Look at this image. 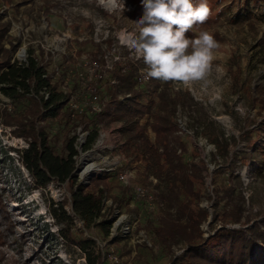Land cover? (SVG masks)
Returning <instances> with one entry per match:
<instances>
[{
  "label": "rangeland",
  "instance_id": "374dc122",
  "mask_svg": "<svg viewBox=\"0 0 264 264\" xmlns=\"http://www.w3.org/2000/svg\"><path fill=\"white\" fill-rule=\"evenodd\" d=\"M211 1L215 2H207L213 19L210 18L211 25L194 27L188 37L207 31L218 42L211 62L212 84L207 89L202 87V82L188 87L154 79L151 84L169 95L170 91L182 92L180 97L187 103L176 106L172 123L179 131H190L183 134L178 131L187 146V159L203 162V179L195 182V188L201 191L198 204L209 212L200 224L204 238L215 234L223 225L240 228L228 216L237 202L242 203L244 215L251 216L250 225L258 222L264 212V166L256 171L258 161H244L241 154L249 150L248 142L242 138L243 132L264 131V0ZM142 15L141 0H0V20L11 22L8 35L1 43L11 49L7 57L10 62L21 64L37 58L53 79L64 74L66 82L60 90L73 93L77 103H85L86 87L98 85L108 105L112 95L107 82L98 78L90 80V73H95L90 70L92 62L102 65L101 71H106L107 62L114 66L133 63L139 69L138 76L146 74L143 60L137 59L119 40L122 31L137 30L135 22ZM97 48H100L99 59L92 57ZM5 56L0 54V63L5 61ZM217 68L222 72L218 73ZM24 107L17 106L4 94L0 84V264H90V260L97 264H169L173 257L187 250L186 243L175 244L172 249L158 243L147 226L149 211L156 208L151 209V205L136 199L133 187L130 188L134 199L122 206L115 198L117 192L109 194L101 186L96 194L101 206L93 224L73 212L74 189L88 186L94 178L108 175L123 186L117 172H108L123 155L118 149L123 140L121 123L108 121L103 116L100 122L94 116L76 120L69 128L72 129L70 137H77L75 147L79 150L74 156L72 179L63 184L53 180L41 187L36 186L32 172L21 159L30 138L14 133L18 128L16 123L6 125L7 113L20 116ZM31 118L26 117L25 122L29 123ZM59 119L35 120L34 124L37 130L50 129L51 136L59 133L62 137L68 128ZM139 119L154 140L152 114H144ZM88 129H98V136L91 148L84 149L89 139ZM257 134L258 131L253 132L254 138ZM52 139L56 154H61V138L56 144ZM199 139H206L211 148L200 144ZM262 164L260 160L259 165ZM121 165L123 169H136L139 164L125 157ZM135 172L136 183L138 169ZM216 177L230 181L234 193L218 195ZM156 179L150 177L147 185L142 184L150 188L153 196L159 184ZM161 189H165L163 182ZM62 204L67 214L61 216L65 221L60 223L53 211ZM214 213L219 218L213 221ZM103 221L111 223L108 234L97 226ZM128 225L130 233L126 234ZM61 228L65 233L70 231L75 239L93 240V246L83 250L60 236ZM256 249L255 255L259 245ZM111 255L117 256V260Z\"/></svg>",
  "mask_w": 264,
  "mask_h": 264
},
{
  "label": "trees",
  "instance_id": "16d2710c",
  "mask_svg": "<svg viewBox=\"0 0 264 264\" xmlns=\"http://www.w3.org/2000/svg\"><path fill=\"white\" fill-rule=\"evenodd\" d=\"M195 2L199 3L198 0ZM210 2L215 3L211 0ZM210 18L212 19L210 16L204 24L195 27L211 25ZM0 23V54L6 55L5 61L0 63L1 90L12 98L17 106H25L20 116L7 113L6 125L16 123L18 128L14 133L30 138L29 147L24 150L21 159L32 172L36 186L44 187L53 180L63 184L72 179L75 168L74 156L79 153L75 147L77 137H70L72 129L69 128L76 120L90 116L89 110L85 108L79 112L70 104L73 93L60 90L66 82L64 74L57 80L53 79L37 58L21 64L18 61H8L11 49L6 48L1 42L8 35L11 22L0 20ZM189 33L192 32L186 35ZM99 49L94 52L93 58H100ZM125 64L121 66L116 64L113 70L108 72L107 78L99 79L107 82L112 99L108 105L106 104L102 114L93 116L99 122L103 116L108 121H118L122 124L120 132L123 140L118 149L130 159V162H138L136 169L139 176L136 183L147 185L150 177H155L159 181L154 188L157 207L156 210L149 211L147 226L153 231L158 243L167 249H172L179 243L188 245L187 250L173 257L169 264H264V212L258 222L250 225L251 216L244 215L242 203L237 202L232 205V211L228 216L232 217L235 223H239L240 228L223 225L215 234L204 238L200 224L208 218L209 212L198 204L197 199L201 191L195 188V182L203 179V162H190L187 159V146L178 134L179 129L174 128L172 123L176 106L179 103L184 105L187 103L180 97L182 92L170 91L169 95L167 91L163 92V89L158 91V86L157 88L151 86L154 79L144 85L139 84L137 79L139 69L133 63ZM44 87L49 92L47 99L39 95ZM127 95L130 97L123 101ZM144 114H152L154 118L152 124L154 140L149 137L147 127L139 122V118ZM26 117H32L29 123L25 122ZM57 118H60L61 124L68 128L62 137L59 133L51 136L50 129L37 130L35 127V120L56 121ZM254 131H258L255 138ZM254 131L243 132L242 138L248 142L249 150L241 154L244 161H258L255 166L256 171H260L264 166V131L262 129ZM88 132L89 139L84 149L91 148L98 136V129H88ZM52 138L55 144L59 143L61 138L62 152L59 155L56 154V145H52ZM260 160L262 165H259ZM215 180L218 195L234 193L235 188H231L230 181L221 177H216ZM161 182L165 183V189H161ZM101 186H105L109 194L117 192L115 198L121 201L122 206L130 204L132 198L134 199L131 186H119L115 179L108 175L102 179L94 178L88 186L81 185L77 190L73 186V212L89 224L95 223L99 214L101 202L96 194L100 192ZM64 205L53 211V216L60 223L65 221L61 216L67 214ZM218 218V214L214 213L213 221ZM247 225L249 226L244 228ZM97 226L108 234L111 223L103 221ZM60 236L70 239L85 251L94 243L93 240L83 237L75 239L70 231L65 233L63 228L60 230ZM258 245L260 249L255 255ZM90 264L97 263L90 260Z\"/></svg>",
  "mask_w": 264,
  "mask_h": 264
},
{
  "label": "clouds",
  "instance_id": "9594fccd",
  "mask_svg": "<svg viewBox=\"0 0 264 264\" xmlns=\"http://www.w3.org/2000/svg\"><path fill=\"white\" fill-rule=\"evenodd\" d=\"M141 4L143 15L135 22L137 30L122 31L119 40L143 60L146 78L188 87L202 82L207 89L212 84L211 62L219 44L207 31L193 38L186 35L208 20L207 0H141Z\"/></svg>",
  "mask_w": 264,
  "mask_h": 264
},
{
  "label": "built area",
  "instance_id": "2783aa9c",
  "mask_svg": "<svg viewBox=\"0 0 264 264\" xmlns=\"http://www.w3.org/2000/svg\"><path fill=\"white\" fill-rule=\"evenodd\" d=\"M107 63L105 66L106 71L105 70L101 71L103 68L102 65H100L96 61L92 62L90 70H91V72H95V73H90L91 79L90 78L89 79L92 80V79L98 78V80H99L100 78L101 79L107 78L109 76L107 71L108 70L111 71L114 68L113 63H109V64H107ZM97 72L101 73V74H97ZM137 79H138V83L141 85L146 84L150 80V78H146V74L139 75L137 77ZM112 82H115V81H112ZM86 89L88 91V95L84 99V101H85L84 104L77 103L74 96H72L70 104L72 105V107L77 109L79 112H82L85 108H88V110H89L88 113L90 114V116L102 114L105 107H106V99L102 98V96L100 94V86H98V85L95 87L88 86V87H86ZM40 93H41V95L44 96L45 99H47L49 97V92H48V89L46 87H44ZM78 129H82V127H79ZM179 132L182 134L183 133H190L189 129H181ZM199 142H200V144L206 145V147L209 146V148H211V145L207 143L206 139L205 140L199 139ZM124 160H125V157L122 155L120 157V161L114 163L112 165V167L108 170V172L109 171L117 172V174H118L117 177H118L120 183H122L125 186L133 187V191H134V195H135L136 199H138L140 202L144 203L145 205H148V204L151 205V207H150L151 209L156 208L157 204L154 200L155 197L153 196V193L150 190V188H148V187H146L140 183L134 182L135 178L137 177V174L135 172L136 169L135 168L130 169L129 167L125 168V169L122 168L121 162ZM118 168H120V170H118ZM154 178L155 177H152V179H154ZM127 228L128 229H126L125 231H126V234H129L130 233V225H128ZM112 257L114 260L115 259L117 260V256L111 255V258Z\"/></svg>",
  "mask_w": 264,
  "mask_h": 264
},
{
  "label": "bare ground",
  "instance_id": "6f19581e",
  "mask_svg": "<svg viewBox=\"0 0 264 264\" xmlns=\"http://www.w3.org/2000/svg\"><path fill=\"white\" fill-rule=\"evenodd\" d=\"M111 2H112V1H111ZM111 2H110V3H111Z\"/></svg>",
  "mask_w": 264,
  "mask_h": 264
}]
</instances>
